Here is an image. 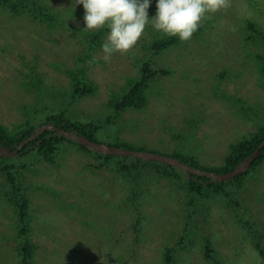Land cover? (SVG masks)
<instances>
[{"label":"rangeland","instance_id":"1","mask_svg":"<svg viewBox=\"0 0 264 264\" xmlns=\"http://www.w3.org/2000/svg\"><path fill=\"white\" fill-rule=\"evenodd\" d=\"M35 1L57 16L55 24L0 6V125L9 133L38 131L47 115L64 113L93 125L99 144L220 168L232 145L264 127V43L248 30L250 22L264 29V0H225L206 14L198 36L159 53L153 43L166 36L149 23L132 49L107 61L79 33L86 31L82 5ZM155 11L152 0L148 16ZM101 30L103 42L107 29L86 32ZM144 63L157 71L145 107L115 114L111 101ZM82 69L97 89L74 98L71 74ZM67 139L53 161L12 157L29 200L26 235L0 169V264H19L27 242L37 246L32 264H169L168 254L171 264H264V163L242 187L227 186L230 198H200L178 171L123 174Z\"/></svg>","mask_w":264,"mask_h":264},{"label":"trees","instance_id":"2","mask_svg":"<svg viewBox=\"0 0 264 264\" xmlns=\"http://www.w3.org/2000/svg\"><path fill=\"white\" fill-rule=\"evenodd\" d=\"M0 6L13 11L14 14L21 15L30 13L35 21L43 22L48 25H53L57 22L56 15L52 13L46 6L40 4L35 0H26L15 2L13 0H0ZM248 30L256 34V37L251 36L252 40H258L264 43V29L257 26L256 24L250 22L248 24ZM82 37L89 43L97 44L101 46L103 35L106 33L105 30H101L94 36L86 31L79 32ZM200 32L196 31L193 35L198 36ZM179 40L175 37H164L156 40L153 43L152 49L156 52H162L164 50L170 49L179 44ZM260 69L262 76L264 78V54L259 56ZM161 73H165L162 71ZM141 76L138 79H131L128 81V85L119 97L114 98L111 101L110 107L114 110L115 114L120 115L121 113L129 110H141L146 105V91L149 88L148 83L156 75L155 71L150 64L144 63L140 66ZM73 97H85L95 94L97 89L96 85L88 79L85 71L82 69L79 72L71 74ZM49 124L56 128L66 130L68 132L76 133L78 135H84L92 141H96V129L91 124H81L78 122L71 121L64 113L50 114L47 115L44 123L39 125L43 127ZM37 128L26 126L21 128L17 133H9L8 130L0 125V144L4 147H14L15 150L18 145H20L25 140L31 138ZM66 137L61 136L59 133L52 132L51 130L42 133L35 141L26 145L24 149L21 150L19 158L34 157L35 159L41 158L47 161H53L54 156L59 152L62 143L67 141ZM264 141V127H262L259 132L254 135L251 139H245L231 146L229 155L225 159V164L220 168L203 167L199 162L189 156H184L181 154H174L173 157L180 160L187 165L204 170L206 172L212 173H226L234 170L239 164H241L245 159H247L251 154L258 148V146ZM71 142V141H70ZM73 143V142H72ZM75 144H77L75 142ZM84 151H91L90 149L77 144ZM115 146L127 148L133 151H138L131 148L128 144L118 143ZM31 149V150H30ZM141 152H145L142 151ZM99 160H101L102 166H108L116 168L120 173L127 174L134 171H147L153 170L163 176H176L175 172L178 171L182 176L187 177L182 171L177 168H173L168 165L149 162L137 157H119L113 155H102L93 152ZM18 158H4L0 156V160L6 162L3 165L0 163V169L2 175L5 177L7 184L9 185L12 193L9 195V202L15 207V212L19 218L20 224L24 226L22 230L24 235H26L27 226L29 224V200L25 197L23 175L18 170L14 164H10ZM127 160L131 163L127 164ZM117 161V162H116ZM116 162V163H114ZM264 163V149L261 151L260 156L255 160L253 166L243 174L237 176L233 180L227 182H215L210 183L211 179L196 176V179L187 177L188 191L200 198H211L215 196H223L230 198V194L227 191V186H234L240 188L244 185L247 179L250 177L251 173L255 168L259 167ZM101 166V167H102ZM178 177V176H176ZM37 246L31 242H27L22 250L20 251V261L19 264H32L35 251ZM206 255L210 256L212 253V245L210 241H207ZM167 261L169 264L172 260L167 256Z\"/></svg>","mask_w":264,"mask_h":264},{"label":"clouds","instance_id":"3","mask_svg":"<svg viewBox=\"0 0 264 264\" xmlns=\"http://www.w3.org/2000/svg\"><path fill=\"white\" fill-rule=\"evenodd\" d=\"M152 0H75L84 9V30L107 29L101 43L103 59L125 54L141 37L146 25L162 36L189 40L206 14L225 6V0H155V14L148 16Z\"/></svg>","mask_w":264,"mask_h":264},{"label":"water","instance_id":"4","mask_svg":"<svg viewBox=\"0 0 264 264\" xmlns=\"http://www.w3.org/2000/svg\"><path fill=\"white\" fill-rule=\"evenodd\" d=\"M51 130L52 132L59 133L63 137L69 138L71 141L76 142L77 144L84 146L98 154L102 155H113L119 157H137L149 162H156L164 165L177 168L182 171L187 177L196 179V176H202L211 179L210 183L215 182H227L233 180L237 176L248 171L252 166L255 160L260 156L261 151L264 149V141L258 146V148L245 159L241 164H239L234 170H231L226 173H212L193 168L186 163L181 162L180 160L172 157L165 156L160 154H155L151 152H141L133 151L127 148H122L118 146H110L105 144H99L95 141L88 139L84 135H78L76 133L68 132L63 129L56 128L52 125L46 124L40 130L36 131L35 134L22 142L17 146L15 150H12L14 147H4L0 144V156L4 158L17 157L21 150L26 147L27 144L35 141L42 133L45 131Z\"/></svg>","mask_w":264,"mask_h":264}]
</instances>
